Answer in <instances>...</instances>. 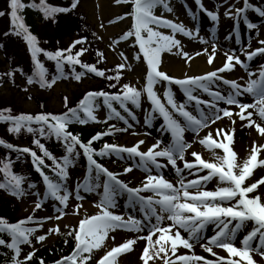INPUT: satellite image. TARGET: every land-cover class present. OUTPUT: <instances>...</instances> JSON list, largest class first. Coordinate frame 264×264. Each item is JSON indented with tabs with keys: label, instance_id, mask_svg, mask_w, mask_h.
Returning <instances> with one entry per match:
<instances>
[{
	"label": "snow or ice",
	"instance_id": "6c2138e0",
	"mask_svg": "<svg viewBox=\"0 0 264 264\" xmlns=\"http://www.w3.org/2000/svg\"><path fill=\"white\" fill-rule=\"evenodd\" d=\"M115 2L130 4L131 9L109 23L130 19L131 26L121 37L113 40L109 48L116 51L121 41H131L130 46L137 49L133 61L142 60L147 68L145 83L140 87L131 82L121 84L123 72L132 70L131 61L122 51L118 53L122 62L112 69L103 70L97 67V64L106 62L102 50H95L96 63H87L81 59L89 51V41L85 36L77 34L66 47L54 51L45 50L38 46L37 37L31 33L21 15L25 8H31L41 12L45 19L56 22L59 14L77 12L81 0H69L65 7L50 5L47 0H39V3L32 0L28 4L23 0H7L6 9L0 10V17L9 22V28L3 36L21 37L27 44L34 66L30 74H25L23 69L12 68L0 74V81L7 77L15 85V75L19 72L25 75L27 86L38 85L42 90L52 89L59 80L72 79L79 83L88 74L107 82L105 89L86 91L75 106L70 107L71 101L64 95L62 102L65 111L59 114L46 111L14 114L11 107L0 108V123L7 125L8 134L14 137L29 134L32 137L31 147L15 145L0 138V148L6 150L0 156V191L21 201L25 196L35 198L32 201V213L26 218L13 223L6 217H0V248L8 250L3 253L4 264H31L34 259L36 264H46L43 258L36 257L37 249L33 239L42 244L48 235L61 234L60 228L58 225L49 228L46 234L37 235V232L47 221H59L68 214L79 215L83 209L81 202L92 194L99 198L93 204L98 212L91 216L85 215L78 227L66 233L74 240L73 250L69 255L54 261V264H90L94 250L105 247L110 233L117 230L135 235L110 247L95 260V264H118V258L132 252L134 245L141 240L146 241L139 256L142 264L157 259L162 264H264V197L253 195L264 185V174L253 179L257 168L264 169V158H261L264 143L254 141L246 158H238L233 149L236 117L246 121L242 127L254 128L259 137L264 138V63L259 64L256 70L251 68L255 58L264 57V39L260 38V28L264 25L252 22L248 17V13L253 12L264 21V3L254 4L251 0H242L241 4L237 0L236 4L228 5L224 16L234 21V27L225 36V40H232L234 35L235 43L241 45V21L246 25L248 33L254 31L255 35L247 37V45H242L239 52L232 48L224 50V59L219 67L199 75L185 73L182 78H178L161 70L163 56H178L190 66L195 56L206 54V62L212 66L220 47L215 31L220 19L219 11L210 10L204 0H193L199 12L214 25L209 37L205 38L200 35L199 28L186 27L183 22L177 23L164 15L173 12L171 0ZM158 8L162 10L160 15L156 14ZM186 12L193 21L196 20L197 14L190 7L186 6ZM80 18L83 19L82 16ZM161 29L168 31L166 33ZM178 35L204 45L210 44L211 51L205 47L194 55L190 54L184 51ZM253 39L259 45L254 49L251 46ZM40 55L54 62V73H49L39 59ZM77 66L83 71L77 72ZM237 66L247 75V79L239 78L244 81L243 84L238 79L224 75L233 73ZM66 67L71 71L66 72ZM157 85L162 86V95ZM27 86L21 88V91L27 93ZM173 86H178L183 93V102L176 101ZM107 89L116 91L110 92ZM205 95L208 99L202 98ZM245 96L250 97L252 102L241 99ZM145 98L150 108L145 110L144 126L151 128L154 121L162 119L159 130L167 133L169 139L165 141L156 138L146 150L141 148L146 144L145 140H139L132 146L104 142L97 150L93 146L94 142L105 136L128 132L133 128L130 121L139 123L134 109H140ZM27 99L31 100L32 97L29 95ZM221 104L226 107H221ZM44 107L40 103V108ZM101 107L106 109L103 121L96 115ZM254 114L259 122L253 119ZM224 118H228L230 124L218 125ZM111 120L122 122L124 127L110 124L106 131L97 132L86 142L79 134L69 130L73 123L107 124ZM212 125L217 127L213 129ZM205 129L209 131L201 136ZM188 132L192 134L191 142L185 137ZM139 134L132 132V135ZM142 134L149 136L150 132ZM51 139L62 145V156L57 157L41 142ZM197 144L209 150L214 159L203 158L194 148ZM216 150H221L222 154ZM11 153L16 154L15 161L30 158L34 171L42 179L43 191L25 175L14 172ZM81 156L87 161L86 175L82 180L77 179L73 185L69 169L75 167ZM113 156L131 163L123 168V172H113L97 159ZM186 156L194 160L189 162ZM169 166L174 171L176 184L165 178L163 170ZM134 169L145 174L136 187L130 186L131 181L125 182L119 178ZM185 170L195 178L188 180L184 175ZM213 180L217 181L215 190H206L207 184ZM120 198L126 199L127 207L136 209L139 217L128 214L125 218L114 212ZM48 201L52 202L55 215L36 217L35 212L41 210ZM209 226H212L211 236L206 235ZM242 231L245 234L240 246H237L238 233ZM4 236L9 239L6 240ZM111 239L115 240V236ZM64 243L67 245L68 241ZM22 245L29 246L30 250L23 252ZM197 245L215 259L196 254L194 249ZM214 248L226 252L227 258L219 256ZM182 249L187 251L182 252ZM253 254L260 259H254Z\"/></svg>",
	"mask_w": 264,
	"mask_h": 264
},
{
	"label": "rangeland",
	"instance_id": "374dc122",
	"mask_svg": "<svg viewBox=\"0 0 264 264\" xmlns=\"http://www.w3.org/2000/svg\"><path fill=\"white\" fill-rule=\"evenodd\" d=\"M48 2L56 5V6H63V2H69V0H47ZM254 4H261L264 3V0H251ZM237 0H204V4L210 10H218L220 14V19L218 21V25L215 26L216 36L218 40V44L220 47L217 50V57L214 61L212 66L207 64V55L202 54L200 56H195V58L191 61L190 66H187L185 61L178 56H173L169 54H165L163 56V63L161 66V70L165 71L167 74H171L175 77H183L185 73L188 75H199L203 74L207 71L212 70L213 68L219 67L221 65V60L224 59L222 52L229 48L237 50L242 45H247L249 35H255L253 33H248L247 29L242 30L241 36V45H237L235 43V39L233 38L229 42L225 41V36L231 32V28L233 26V20L228 19L224 16V11L230 4H236ZM7 0H0V10L6 9ZM222 5V6H221ZM171 6L173 8L172 13H164V15L171 20H174L177 23L183 22L186 27L189 28H199L200 35L204 36L205 38L209 37V34L213 30V23L202 13L199 12L196 5L192 3L191 0H171ZM186 6L190 7L193 12H196V20L193 21L186 12ZM162 10H158L157 15L161 14ZM124 12V3L117 4L115 0H81V4L75 12L78 17L71 15L64 19V14H59L56 17V22L52 20H48L41 23V29L43 33V42L46 46V50L54 51L57 48L66 47L70 41L77 37V34L80 36H85L88 38V48L89 51L84 54L81 58L83 61L87 63H96V56L95 50L99 49L105 53L106 62L97 64V67L103 70L112 69L118 63H121L122 60L120 59L118 53L123 52L131 61V71H124L122 74L121 84L131 82L132 85L140 87L144 85V76L147 71L145 65L141 62L133 61V55L130 50L127 48L128 42L121 43L116 47V51H112L109 48V44L119 38L125 28L129 25V19L119 21L117 23H109L110 20H114L122 15ZM83 17L81 19L80 17ZM249 20L252 22H256L258 24L264 25V21H261L260 18L256 16L255 13L249 12L248 13ZM73 19H78L80 24L78 26H73L74 21ZM60 21V22H59ZM103 24V27H101ZM200 24H206L207 29H203L200 27ZM9 22L6 18L0 17V74L8 72L12 68H19L23 69L25 74H30L33 70L32 60H30V54L28 50L21 44L20 40L15 36L4 37V31L8 30ZM167 33L168 30L161 29ZM260 31L264 32V26L260 28ZM95 34V35H93ZM178 39L182 41V45L184 47V51L189 52L190 54H195L197 51L202 50L203 48H209L211 51V45H204L197 41H191L185 37L177 36ZM261 39H264V35H260ZM59 41V43H57ZM252 49L258 47L257 41L253 39L251 41ZM79 47V46H78ZM201 48V49H199ZM39 59L45 64L46 68L49 70V73L52 74L55 72V68L51 66L49 62L46 61L45 57L39 56ZM241 59H244L241 56ZM264 63V57H257L251 62V68L254 69L256 66L258 67L259 64ZM204 65L207 69L205 72H196ZM183 74H177L176 70H183ZM66 70V69H65ZM67 72V71H66ZM228 78L238 79L240 77H244L247 79V75L243 69L237 66L236 70L233 73H226L224 74ZM139 82V83H137ZM241 84L244 83L243 80H239ZM107 82L105 80L101 81H92V80H85L82 83H76L74 80H59L57 84L48 90H42L38 87V85L27 86L25 82V75H21L19 72L15 75V85L8 80L7 77H4L2 81H0V108L3 107H11L13 109V113H38L40 111H46L50 113L60 112L65 110L63 107L62 97L67 95L71 101L70 107L74 106L76 102L82 97V95L88 90H100L106 88ZM29 87V91L27 93L21 91L23 87ZM159 91L162 93V86L157 85ZM110 92H115L116 89H107ZM31 96L32 99H27L28 96ZM205 99V98H203ZM208 99V97H207ZM242 100L245 102L251 103L252 100L250 97H241ZM181 102V101H180ZM40 103L44 104V108H40ZM221 107H226V105L221 104ZM150 108V104L147 102L146 98L142 100V114L139 119L138 127L133 129L131 132H128L124 136V140L120 142L118 145L121 146H132L139 140H145L146 144L142 145V150H146L148 146L154 143L156 138L163 139L167 141L169 136L167 133H163L159 130L160 128V121L157 119L153 123V127L146 128L143 124L144 121V114L145 110ZM191 110V109H190ZM236 111V109H233ZM248 111H253L249 109ZM100 120H104V113L100 112L98 114ZM236 123H243L238 117L235 118ZM254 120L259 122L258 117L254 114ZM221 122V121H219ZM218 122V123H219ZM214 126V125H213ZM7 125L4 123H0V138L5 139L8 142H11L15 145L19 146H29L31 147V140L32 137L29 134H22L19 137H14L10 135L6 131ZM247 130H250L251 133L245 135L246 138L249 137H256L257 143H264V138H260L259 134L255 132L254 128L244 127ZM135 131L137 133H141L139 135H132V132ZM148 131L150 132L149 136H145L142 133ZM209 131V129H205L201 132V136L204 135L205 132ZM186 139L191 142L192 134L190 132L185 133ZM42 143L46 144V147L57 157H60L64 154V149L60 143L55 141L54 139L51 140H42ZM198 147L199 152L203 158L207 160H213L214 157L212 156L211 152L203 146L194 145ZM234 148V146H233ZM5 149L0 148V156H3L5 153ZM38 151V150H37ZM234 151L238 154V158H246L249 151L244 150L243 155L235 150ZM217 153H221V150H216ZM39 154V152H38ZM222 154V153H221ZM15 153H11V156L14 160L13 163V170L17 174H23L27 177V179L37 185V188L43 191L41 181L39 176L32 170L30 166L29 158H24L19 161H15ZM246 155V157H245ZM261 158H264V153H262ZM193 161V157L189 159V162ZM47 163H51L50 161H46ZM242 162V161H241ZM131 161H121L118 160L116 157H113L111 162L109 163V168L114 170L115 172H123V168L128 166ZM182 167V164L180 165ZM260 169V168H259ZM261 172L259 174L254 173L253 179L257 178L260 174H264V169H260ZM71 174V180L74 182L77 179H81L83 177L84 172V157L81 156L80 159L76 162L75 167H71L69 169ZM165 178L170 180L173 184L177 183L175 178L174 171L170 169L163 170ZM205 173H200L203 175ZM144 173L138 169H134L133 172L127 175H121L126 182L131 181L130 185L139 186L143 177ZM184 175L188 180L194 179L195 177L190 176L187 174V170H185ZM0 179H2V174H0ZM26 187V185H25ZM217 187V181L213 180L209 182L206 186V190H215ZM262 197H264V185L260 186L257 191ZM35 198L32 196H25L23 200H18L16 198L10 197L6 193L0 191V217H6L10 222H17L20 219L26 218L29 214L32 213V209L34 207L32 201ZM98 199L92 195H87V198L82 201L83 209L81 210L79 215H66L62 220H50L43 224L41 233L46 234L49 228H54L57 225L60 228V233L62 229L70 224L77 223L82 216L83 213L86 212H97L98 209L93 206L94 202ZM72 202L70 201V204ZM117 214H122L127 218L128 214L133 216L139 217V212L136 209H132L127 207V201L124 198H120L118 200V207L113 210ZM55 212L52 207V202L48 201L45 203V206L41 210H37L35 212V216L38 218L54 216ZM212 226H209L206 232V235L211 236ZM245 231L238 233V237L236 240V245L240 246V241L243 239V235ZM60 234H51L48 235L45 243H52L58 239ZM135 234L129 233L124 230H117L114 233H110L108 240L105 243L103 254L112 246L118 245L119 243L124 242L128 238L134 237ZM115 236V240H112L111 237ZM146 241H138L136 245H134V250L130 253L123 254L118 258V264H142L139 259V256L142 254V248L145 246ZM30 249H27L29 251ZM195 253L201 255L207 259H215V257L211 256L209 253L204 252L202 248L197 245L195 247ZM182 252H186L187 250H181ZM214 251L221 257L227 258V253L221 249H215ZM102 254V255H103ZM101 255V256H102ZM253 258L259 260L260 257L253 254ZM239 259V258H234ZM149 264H162V262L157 259L155 262L150 261Z\"/></svg>",
	"mask_w": 264,
	"mask_h": 264
},
{
	"label": "trees",
	"instance_id": "16d2710c",
	"mask_svg": "<svg viewBox=\"0 0 264 264\" xmlns=\"http://www.w3.org/2000/svg\"><path fill=\"white\" fill-rule=\"evenodd\" d=\"M26 15L23 16L24 17V20L26 19V23L28 25L31 26V30H37V27H36V24H33L32 22V18L29 17V16H32L30 15V12H25ZM79 124H76L74 123L71 127H70V130L71 131H75V127L78 126ZM82 134V137L83 138H86V137H91L92 135H94L95 131L94 130H82L80 132ZM89 138L87 139H82L83 141H87ZM95 148H97V143H94L93 145ZM4 238L7 240L9 239L7 236H4ZM34 240V239H33ZM35 241V240H34ZM65 240H63L62 242L56 244L54 247L52 248H45V249H42V250H38L36 252V257H40V258H43L45 260L46 263L48 262H54L56 260H58L59 258H61L63 255H66L68 253V251L70 250V248H73L74 246V240L71 239V237L68 238V243L67 245L64 243ZM36 242V241H35ZM8 250L5 249V248H0V264H4V256H3V253L7 252ZM31 264H36V260L34 259Z\"/></svg>",
	"mask_w": 264,
	"mask_h": 264
},
{
	"label": "bare ground",
	"instance_id": "6f19581e",
	"mask_svg": "<svg viewBox=\"0 0 264 264\" xmlns=\"http://www.w3.org/2000/svg\"><path fill=\"white\" fill-rule=\"evenodd\" d=\"M203 28H206V26L204 25ZM260 33H261V35H264L263 31H260ZM200 67L201 68L199 70H196V72H199V73L205 72L207 69L204 65H202ZM256 69H257V66L253 70H256ZM176 73L177 74H183L184 69L183 70H176ZM245 123H246V121H243V123H239L237 125H234L236 135H234L233 146H234L235 150L241 154V156L243 155L244 150L250 151L252 143L254 141H256V137H253V138L252 137H249V138L245 137V135L251 133L250 130H247L244 127H242V125H244ZM229 124H230V121L228 120V118H226V119H224L218 123V125H220V126L229 125ZM211 127L214 129L217 127V125H214V126L212 125ZM194 148L197 149L198 147L194 146ZM197 151H199V149H197ZM245 157H246V155H245ZM190 158H191V156H186V159L189 160Z\"/></svg>",
	"mask_w": 264,
	"mask_h": 264
}]
</instances>
